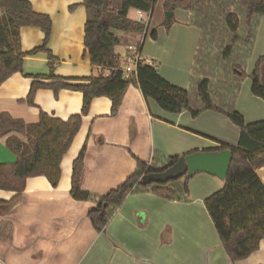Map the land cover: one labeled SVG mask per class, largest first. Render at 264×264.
Listing matches in <instances>:
<instances>
[{"label": "crops", "instance_id": "crops-1", "mask_svg": "<svg viewBox=\"0 0 264 264\" xmlns=\"http://www.w3.org/2000/svg\"><path fill=\"white\" fill-rule=\"evenodd\" d=\"M28 1L34 12L48 15L52 21L47 49L55 58L53 74L65 79L95 75V68L84 52L82 0L74 5H70L71 0H57V5L56 0ZM163 1L155 4L145 35L120 34L129 43L116 52L122 54L141 43L142 58L157 64L161 78L187 89L200 31L190 24L191 14L184 10L173 12V22L166 30ZM152 32L156 33L155 40L151 38ZM42 42L39 29L20 30L23 52L41 46ZM262 57L264 17L247 75ZM49 62L44 53L24 58L22 74L12 75L0 86V114L34 124L40 112L61 121L80 113L79 92L62 90L54 98L52 91L39 90L33 107L25 102L33 81L28 76L48 75ZM262 82L264 85V76ZM235 107L245 124L264 121V101L251 94L248 78L241 83ZM239 133L236 126L216 112L205 111L196 118L186 111L166 113L154 101L145 99L134 85L127 88L114 116L107 98L94 99L61 160L58 186L52 188L44 177L27 179L16 205L0 214V264H264V240L245 260L231 263L225 254L204 206V201L223 186V181L215 177L193 175L185 203L149 193L130 195L102 233L94 231L87 217L95 203L74 201L69 195L72 163L84 146L81 189L103 196L135 172L138 160L149 163L154 155L181 157L217 152L221 144L236 146ZM9 137L25 141L16 132L0 138V163L11 164L16 160L5 144ZM255 173L264 186V166ZM13 197V193L0 191L2 201Z\"/></svg>", "mask_w": 264, "mask_h": 264}, {"label": "trees", "instance_id": "trees-1", "mask_svg": "<svg viewBox=\"0 0 264 264\" xmlns=\"http://www.w3.org/2000/svg\"><path fill=\"white\" fill-rule=\"evenodd\" d=\"M158 0H82L85 12L83 26L84 52L92 67L115 68L117 48L127 46L123 36L143 37L147 26L130 17L141 12L150 17ZM70 10L73 7L69 8ZM165 12L188 11L190 24L200 31L193 57L192 74L187 89H180L159 75L157 64L141 62L136 77L125 80L120 72L108 77L93 75L83 79H65L53 74L55 59L47 49L52 21L48 15L33 11L28 0H0V86L14 74H22L23 60L38 53L47 55L48 75L28 76L33 81L25 102L34 106L39 90H50L54 98L62 90L82 94L78 115L67 121L40 112L34 124L0 114V138L11 132L24 136L6 139L7 148L16 160L0 163V191L10 192L9 201L0 200V214L9 212L19 201L27 179L44 177L56 188L61 177L60 164L79 132L82 118L96 98L111 102V115L117 114L130 85L136 86L145 99H151L164 112L179 114L186 111L196 118L205 111L225 116L239 133L236 146L221 144L218 151L228 150L231 162L222 188L204 201L207 214L219 242L231 263L247 259L264 240V186L255 171L264 166V121L245 124L236 110L241 83L251 81V94L264 101V57L257 60L251 74L247 68L261 19L264 0H164ZM173 22L165 23L166 30ZM22 28H37L43 42L29 52L20 44ZM151 38L156 39L152 32ZM137 46L141 47V43ZM141 49V48H140ZM85 146L72 163L69 195L74 201L93 202L95 207L87 217L96 233H102L116 210L130 195L149 193L173 202H188L189 181L184 177L166 182L161 175L181 157L154 155L151 162L137 161L135 172L118 188L103 196L81 189Z\"/></svg>", "mask_w": 264, "mask_h": 264}, {"label": "water", "instance_id": "water-1", "mask_svg": "<svg viewBox=\"0 0 264 264\" xmlns=\"http://www.w3.org/2000/svg\"><path fill=\"white\" fill-rule=\"evenodd\" d=\"M173 13L165 12L166 23H169ZM231 162L228 150L217 152H196L181 158L177 163L164 172L159 181L166 182L184 177L190 179L195 174H206L224 181Z\"/></svg>", "mask_w": 264, "mask_h": 264}, {"label": "built area", "instance_id": "built-area-1", "mask_svg": "<svg viewBox=\"0 0 264 264\" xmlns=\"http://www.w3.org/2000/svg\"><path fill=\"white\" fill-rule=\"evenodd\" d=\"M136 21L148 26L149 17L141 12H137ZM141 62L149 63V61L142 58L140 47H129L124 53L118 55L117 66L115 68H107L103 66L94 67L95 74L108 77L113 72H120L125 80H132L136 77L137 67Z\"/></svg>", "mask_w": 264, "mask_h": 264}, {"label": "rangeland", "instance_id": "rangeland-1", "mask_svg": "<svg viewBox=\"0 0 264 264\" xmlns=\"http://www.w3.org/2000/svg\"><path fill=\"white\" fill-rule=\"evenodd\" d=\"M77 1H78V0H71L70 5H74V3H76ZM55 4L57 5V0L55 1ZM56 10H57V8L55 9V11H56ZM80 13H81V11H80ZM133 13H134V12H130V17H131V18H134V17H135V15L133 16ZM54 20L57 21V13H56L55 16H54ZM260 23H261V21H260ZM256 62H257V61H256ZM246 79H247V78H246ZM246 79H245V80H246ZM249 80H250V79H249ZM250 82H251V81H250ZM6 227H7V226H5V229H7Z\"/></svg>", "mask_w": 264, "mask_h": 264}]
</instances>
